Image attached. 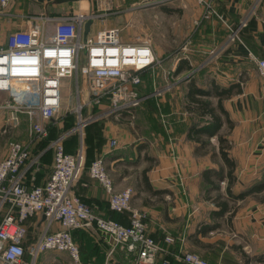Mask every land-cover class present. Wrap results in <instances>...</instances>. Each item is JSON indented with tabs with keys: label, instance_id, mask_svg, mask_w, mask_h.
<instances>
[{
	"label": "crops",
	"instance_id": "1",
	"mask_svg": "<svg viewBox=\"0 0 264 264\" xmlns=\"http://www.w3.org/2000/svg\"><path fill=\"white\" fill-rule=\"evenodd\" d=\"M137 2L8 0L5 5H0L3 11L0 14V46L5 44L10 32L31 26L32 21L26 15L97 11L99 7L121 8ZM213 7L216 14L195 26L193 20L200 14V8L194 0H178V10L187 20L184 39L178 41L177 51L165 52L170 50L169 45H164L166 49L161 48L160 53L155 49L157 56L163 58L161 75L165 81L158 86L151 82L145 90L140 89L141 100L161 105V126L155 127L156 123L145 140L137 135L135 128H126L125 132L121 129L119 136L125 137L121 142L115 135L116 125L125 121L126 114L123 113L120 121L115 120L107 113V104L103 102L98 106L96 117L111 120L114 133L108 144L98 149V157L103 158L116 190L133 189L131 206L144 214L142 222L146 233L160 243L166 235L173 237L174 241L165 245L172 253L166 256L169 264H187L179 257L184 252L197 253L206 264H264V100L261 78L248 58V52L264 58V0H213ZM240 22L246 25L242 26L236 40H229V33ZM97 24L91 21L87 34L94 35L101 29ZM191 78L198 88L208 89L211 84L230 88L229 95L221 99L229 124L223 123L218 130L227 138L230 144L228 155L234 161L230 196L226 192V167L218 153L216 135L208 137L201 131L189 129L192 124L202 122L197 112L186 107ZM64 85L69 86L67 81ZM173 90H179L176 98ZM7 95L0 91V103L7 99ZM216 100L210 98L212 103ZM5 116L8 111L0 108V119ZM53 123L58 126L57 119ZM52 128L51 124L49 130ZM30 134L22 143L28 145L32 160L23 168L22 176L26 183L41 184L52 171L53 155L45 149L48 145L42 146L40 142L57 135L36 139ZM110 139L116 140L115 146H109ZM65 140V150L73 152L74 141L71 145L69 138ZM6 152V148L0 150V161ZM220 167L223 178L218 179L213 172L206 175L208 178L204 177L205 169ZM211 182L218 188L209 190ZM259 184L262 185L258 190L232 201L233 195ZM73 190L98 215L125 225L129 223L128 211H110L107 193L86 170L81 172ZM219 201L226 202L227 208L222 213H219ZM32 220L38 221V232L34 238L28 239ZM26 227L24 243L28 244L43 231V217L29 218ZM73 235L76 242V239L93 238L103 251L102 263L98 264L104 263V244L97 232L82 229L74 231ZM45 252L37 256L35 264ZM60 253H66L70 258L67 252ZM132 257L120 251L116 253L115 261L117 264H131Z\"/></svg>",
	"mask_w": 264,
	"mask_h": 264
},
{
	"label": "built area",
	"instance_id": "2",
	"mask_svg": "<svg viewBox=\"0 0 264 264\" xmlns=\"http://www.w3.org/2000/svg\"><path fill=\"white\" fill-rule=\"evenodd\" d=\"M7 1L0 0V5ZM194 1L200 8V14L193 20L195 26L216 14L213 0ZM110 13L26 15L32 21L31 26L8 34L5 44L0 46V91L8 94L0 108L8 111L13 124H18L24 115L31 123L32 136L45 139L62 107L64 81L70 87L72 78L79 87L83 71L88 100L76 102L78 109L84 103L100 106L106 102L107 113L115 120L120 121L125 113L131 122L133 108L139 101L134 87L143 73L154 70L163 58L157 56L149 38L140 42L122 40L118 27L83 35L87 20L102 19ZM248 58L261 78L264 100V58L251 52ZM66 136L68 133L63 132L50 141L52 171L41 184L26 183L22 176L23 168L32 160L28 145L19 141L9 143L0 161V264H35L37 256L45 251L67 252L78 262L80 249L73 233L90 227L104 244L103 264H117L115 255L120 251L133 256L131 264H169L166 256L172 253L165 245L171 244L173 237L166 235L160 243L146 233L144 214L131 206L133 189H115L103 158L89 162L88 174L107 193L110 211H128L129 223L98 215L74 192L85 155L82 156L81 147L66 151L63 143ZM115 144L116 140L110 139L109 146ZM38 215L44 220L43 231L25 244L26 221ZM179 257L187 264H206L194 252H184Z\"/></svg>",
	"mask_w": 264,
	"mask_h": 264
},
{
	"label": "rangeland",
	"instance_id": "3",
	"mask_svg": "<svg viewBox=\"0 0 264 264\" xmlns=\"http://www.w3.org/2000/svg\"><path fill=\"white\" fill-rule=\"evenodd\" d=\"M125 6L126 7L121 8H96L97 13L112 12L103 16L104 18L101 19V17H98L94 21L98 23L97 25L101 28L103 26L118 27L122 39L125 41L140 42L145 38H149L154 51L157 49L160 53V50H162L161 48L166 49V47H163L164 45H169L170 49L165 52L177 51L176 48L180 45L178 41L184 39L187 26V20L183 19V12L178 10V0H138L137 3L125 4ZM241 24L240 22L239 25L233 27L229 33V40L237 39L242 29ZM231 35H233L232 38ZM172 40L175 42L172 43ZM171 44L174 46H171ZM162 67L163 61L152 72H147L148 74L142 75L141 81L134 87L139 101L133 108V118H131V122L125 119V123L122 122L116 125L118 127L115 134L116 136H119V130L121 129L122 132H125L127 130L126 128L129 130L135 128L137 130V135L143 137L145 140L156 123L157 125L155 127L161 126L162 116L160 112L163 110L161 109V105H158L156 102H150L149 100H141L140 91L145 90L148 87V83L150 84L153 82V85L158 86L165 81V77L163 78V75H161L163 72ZM79 79V87L72 78L69 79L72 81L70 87L63 84L62 107L56 117L58 126L56 127L54 123H51L53 128L51 131L49 130L48 136L67 132L68 136L66 139L69 138L71 140V145H73L74 141L76 146L75 150L79 147L83 149L85 162L82 172L86 170L88 173L89 162L98 158V149L108 144V140L114 132L111 129V120H104V118L103 120H99V117L94 118L99 111L98 106L84 103L81 104V108L78 109V104L76 102H79L80 99L84 101L88 100L86 76L85 84L82 83V73ZM169 81H171L170 78ZM84 89L87 90V96L84 94ZM173 93L176 98L179 90H173ZM173 103L176 105L177 101H173ZM80 120L86 122H84V124L82 123L80 126L78 124ZM131 125H133V127ZM3 129H5V132H2ZM30 129L31 123L26 117L22 118L18 124H13L8 116L0 119V150L2 151L5 148L7 150L9 143L12 141H19L22 143L23 139H28L27 135L31 133ZM30 135H32V133ZM120 136L118 139L121 142L125 141V137L122 134H120ZM52 139L53 138L48 137L47 140L41 141L40 144L42 146L48 145L45 149L50 151L53 155V148L50 146V141ZM87 156L92 158L89 159ZM37 222V220H32L30 222L28 239L34 238V235L38 232ZM76 240L80 249V259L78 262L71 261L66 253L46 251L39 257L37 264H98L103 259V251L95 244L93 238L90 240H87V238L84 240Z\"/></svg>",
	"mask_w": 264,
	"mask_h": 264
},
{
	"label": "trees",
	"instance_id": "4",
	"mask_svg": "<svg viewBox=\"0 0 264 264\" xmlns=\"http://www.w3.org/2000/svg\"><path fill=\"white\" fill-rule=\"evenodd\" d=\"M169 12V10L167 9ZM230 88H220L217 87L215 84H211V86L208 89H202L198 88L194 82V79H190L188 83V92H187V109L191 111L197 112V114L202 118L201 123H195L190 126V130L193 131H201L202 134L205 133L206 136L210 137L211 135H216V138L218 140V153L221 157L223 165L226 167L225 175L227 177V186H226V192L230 196L231 190L230 186L234 181V161L229 157L228 155V149H229V142L227 138L218 133V130L222 126L223 123L229 124V119L227 116V113L223 109L221 105V99L227 95H229ZM211 97H215L216 103H212L210 101ZM198 138V136H196ZM204 143V141H202ZM146 171V169L143 170V173ZM222 168L220 169H205L203 171L204 177L208 178L206 176L208 173L213 172L214 176L219 178H223V175L221 176ZM262 184L254 185L250 187L249 189L245 190L244 192H241L237 195H231L232 201H235L234 199H240L244 197L246 194L258 190V188L261 187ZM217 189L218 185L211 182V189ZM208 190V191H209ZM219 213H222L226 208V202L219 201ZM232 216V215H230Z\"/></svg>",
	"mask_w": 264,
	"mask_h": 264
},
{
	"label": "water",
	"instance_id": "5",
	"mask_svg": "<svg viewBox=\"0 0 264 264\" xmlns=\"http://www.w3.org/2000/svg\"><path fill=\"white\" fill-rule=\"evenodd\" d=\"M90 23H91L90 20H87V21L84 23L83 35H85V34L88 33V31H89V27H90ZM82 83L85 84V72H84V71L82 72ZM84 92H85L84 94L87 96V90H86V89H84ZM85 99H86V98H85ZM82 156L84 157L83 149H82ZM90 229L93 230V231L95 232V230L92 229L91 227H90Z\"/></svg>",
	"mask_w": 264,
	"mask_h": 264
},
{
	"label": "bare ground",
	"instance_id": "6",
	"mask_svg": "<svg viewBox=\"0 0 264 264\" xmlns=\"http://www.w3.org/2000/svg\"><path fill=\"white\" fill-rule=\"evenodd\" d=\"M82 123H83V121H82V120H80L78 124H82Z\"/></svg>",
	"mask_w": 264,
	"mask_h": 264
}]
</instances>
